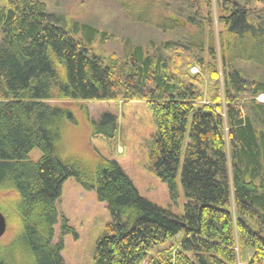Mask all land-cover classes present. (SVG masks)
Listing matches in <instances>:
<instances>
[{"label": "trees", "instance_id": "16d2710c", "mask_svg": "<svg viewBox=\"0 0 264 264\" xmlns=\"http://www.w3.org/2000/svg\"><path fill=\"white\" fill-rule=\"evenodd\" d=\"M199 1L212 15L211 0ZM215 3L216 36L189 17L199 29L191 41L125 39L122 54L102 59L39 0H0V264H66L56 203L71 177L111 212L95 264H264V79L237 66L264 70V0ZM95 100L150 105L158 133L148 170L174 200L180 179L183 214L140 196L114 160L63 156L64 107ZM94 124L114 136L112 114ZM62 228L75 234L65 217Z\"/></svg>", "mask_w": 264, "mask_h": 264}, {"label": "rangeland", "instance_id": "374dc122", "mask_svg": "<svg viewBox=\"0 0 264 264\" xmlns=\"http://www.w3.org/2000/svg\"><path fill=\"white\" fill-rule=\"evenodd\" d=\"M47 7L48 14L61 26L69 28L76 39L83 40L93 49L95 55L106 59L116 53L122 54V40L130 39L135 44L147 48L158 46L164 41H191L199 35L195 23L211 22L215 36L218 33L215 0L212 15L205 3L199 0H39ZM197 4L195 11L187 10ZM180 12L189 23L185 27L172 25L169 15ZM186 13V15L184 14ZM195 15V16H194ZM178 16V15H177ZM206 24V25H207ZM209 25V24H208ZM205 34L211 32L205 27ZM246 76L264 79V70L251 64L237 63ZM197 72V69H193ZM258 100L264 103V95ZM72 118L63 120L59 126L58 137L65 158L79 156L93 160L96 153L119 163L133 182L140 196L169 210L174 215L184 213L186 198L178 179V197L173 199L169 187L148 170L150 145L158 133L151 107L143 101H87L66 105ZM116 118L113 137L101 133L94 121L99 122L105 114ZM106 129V126L100 130ZM41 157L39 150L30 154L32 161ZM59 221L55 225L54 242L63 240L62 256L66 264H95V248L104 234L112 216L107 204L100 202L94 190L84 188L75 178H68L62 185V195L56 203ZM62 217L75 234L64 233ZM76 235V236H75ZM148 264V263H146Z\"/></svg>", "mask_w": 264, "mask_h": 264}, {"label": "water", "instance_id": "95a60500", "mask_svg": "<svg viewBox=\"0 0 264 264\" xmlns=\"http://www.w3.org/2000/svg\"><path fill=\"white\" fill-rule=\"evenodd\" d=\"M169 19L173 22H176L181 27H185L187 24L186 20L172 13L169 15ZM7 229H8V224L6 217L0 211V239H2L6 235Z\"/></svg>", "mask_w": 264, "mask_h": 264}]
</instances>
